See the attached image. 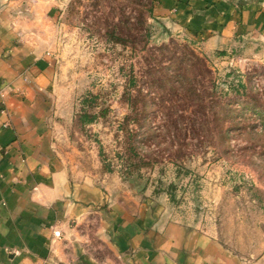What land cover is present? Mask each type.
Returning <instances> with one entry per match:
<instances>
[{"label": "rangeland", "instance_id": "1", "mask_svg": "<svg viewBox=\"0 0 264 264\" xmlns=\"http://www.w3.org/2000/svg\"><path fill=\"white\" fill-rule=\"evenodd\" d=\"M51 4L27 30L52 60L44 126L69 175L161 201L231 253L264 259V45L207 49L163 30L151 0Z\"/></svg>", "mask_w": 264, "mask_h": 264}, {"label": "crops", "instance_id": "2", "mask_svg": "<svg viewBox=\"0 0 264 264\" xmlns=\"http://www.w3.org/2000/svg\"><path fill=\"white\" fill-rule=\"evenodd\" d=\"M52 1L0 0V264H264L171 218L161 201L119 199L69 175L44 126L52 60L27 30ZM151 2L163 30L207 49L264 45V0Z\"/></svg>", "mask_w": 264, "mask_h": 264}, {"label": "trees", "instance_id": "3", "mask_svg": "<svg viewBox=\"0 0 264 264\" xmlns=\"http://www.w3.org/2000/svg\"><path fill=\"white\" fill-rule=\"evenodd\" d=\"M128 98L130 99L129 95H128ZM133 116H135V115H133ZM124 119L125 120H134L135 118H129V115H126L124 117ZM128 143H129V141H127L126 145H125L126 157L134 156V157H137L138 160H140L139 154H136L134 146L131 144H128Z\"/></svg>", "mask_w": 264, "mask_h": 264}, {"label": "built area", "instance_id": "4", "mask_svg": "<svg viewBox=\"0 0 264 264\" xmlns=\"http://www.w3.org/2000/svg\"><path fill=\"white\" fill-rule=\"evenodd\" d=\"M241 1H247V0H241ZM2 94H1V90H0V111L3 110V108L1 107V103H2ZM54 236H57L58 235V231H53L52 232Z\"/></svg>", "mask_w": 264, "mask_h": 264}]
</instances>
